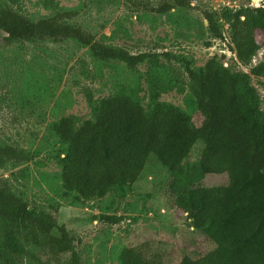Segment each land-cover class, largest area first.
I'll use <instances>...</instances> for the list:
<instances>
[{"label":"rangeland","instance_id":"1","mask_svg":"<svg viewBox=\"0 0 264 264\" xmlns=\"http://www.w3.org/2000/svg\"><path fill=\"white\" fill-rule=\"evenodd\" d=\"M172 0H0L33 21L54 19L80 27L94 41L148 57L135 67L92 56L90 47L74 38L10 41L0 29V144H13L30 152L32 159L8 162L0 176L8 189L21 196L31 209L55 216L75 238L80 264H121L120 252L133 247L150 264H178L185 255L200 256L214 247L201 231L191 227L187 212L171 204L177 175L169 171L135 134L126 130L113 184L106 196L89 200L66 192L59 156L66 151L53 123L73 116L76 126L93 120L101 99L117 93L132 95L150 111L167 102L190 113L201 126L191 91L188 67L200 69L217 56L235 72L251 73L263 57L264 35L250 64L238 62L228 20L219 17L222 37H215L205 11L220 15L258 7L254 0H190L191 7L176 6L166 12L150 10ZM153 8V9H154ZM209 43L210 45H208ZM264 109V78L251 75ZM201 143L190 161L197 159ZM191 182L212 186L225 182L226 174L191 172ZM102 215L120 216L118 223ZM1 227V223H0ZM59 234V227L54 230ZM48 264L65 257L49 255L29 242L23 244ZM0 256V264H37L31 257Z\"/></svg>","mask_w":264,"mask_h":264},{"label":"trees","instance_id":"2","mask_svg":"<svg viewBox=\"0 0 264 264\" xmlns=\"http://www.w3.org/2000/svg\"><path fill=\"white\" fill-rule=\"evenodd\" d=\"M191 7L190 0L164 2L154 12ZM209 30L222 37L219 17L230 22L231 41L238 62L250 64L261 44L256 32L264 35V0L249 9L205 11ZM0 29L10 41L51 39L62 42L74 38L90 47L94 58L118 59L129 67L144 61L147 53L132 54L127 49L94 41L82 28L58 24L54 19L33 21L12 7H0ZM210 45L209 43H207ZM262 44L264 45V38ZM194 103L204 116L201 126L192 123L190 113L167 102H157L148 111L127 93L101 99L93 120L76 126L73 116L53 123V130L67 145L59 156L62 184L66 192H75L89 200L104 197L115 177L122 139L132 132L151 153L177 175L172 206L187 212L189 225L201 231L214 247L200 256L185 255L178 264H264V109L251 75L264 78V54L251 73L235 72L217 56L204 67H188ZM201 143L197 159L190 161ZM30 152L13 144H0V172L8 162L30 161ZM195 170L208 174H226L217 185L191 182ZM118 223L120 216L102 215ZM0 256L25 255L37 264H48L25 249L30 243L49 255V260L65 257L62 264H80L75 238L54 215L35 210L7 188L0 176ZM59 227V234L54 230ZM24 258V259H25ZM121 264H150L133 247L120 252Z\"/></svg>","mask_w":264,"mask_h":264},{"label":"water","instance_id":"3","mask_svg":"<svg viewBox=\"0 0 264 264\" xmlns=\"http://www.w3.org/2000/svg\"><path fill=\"white\" fill-rule=\"evenodd\" d=\"M254 1H256V2H260V1H263V0H254Z\"/></svg>","mask_w":264,"mask_h":264}]
</instances>
